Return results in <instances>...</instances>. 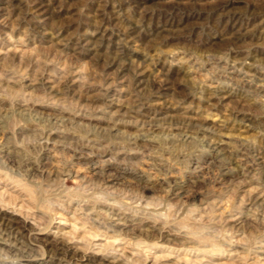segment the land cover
I'll return each instance as SVG.
<instances>
[{
	"label": "rangeland",
	"instance_id": "obj_1",
	"mask_svg": "<svg viewBox=\"0 0 264 264\" xmlns=\"http://www.w3.org/2000/svg\"><path fill=\"white\" fill-rule=\"evenodd\" d=\"M0 52V210L26 222L0 261L115 241L126 264H264V0H0ZM157 99L176 120L151 127Z\"/></svg>",
	"mask_w": 264,
	"mask_h": 264
},
{
	"label": "bare ground",
	"instance_id": "obj_2",
	"mask_svg": "<svg viewBox=\"0 0 264 264\" xmlns=\"http://www.w3.org/2000/svg\"><path fill=\"white\" fill-rule=\"evenodd\" d=\"M121 1H129V2L133 1V2H138L139 3V2H142L143 0H121ZM34 2H36V1H34ZM48 7H49L48 4L40 3L38 6L37 5L35 6L36 13L38 15H40V17H46V14L48 13V10H49ZM191 11L192 10H190V12ZM190 12H188V13H190ZM109 13H111V12H109ZM193 13L198 15V14H200V11H198L197 9L194 8L193 9ZM40 21H42V20H40ZM162 21L159 22V23L162 24ZM174 25L177 26L176 23H174V19H172V20L171 19H166L165 21H163L162 26L161 25H157V27H155V28L151 27L153 29V30L151 29V31H153V32L155 31L158 35H162L164 32H166L168 30L171 31V27H173ZM144 36H146V34ZM107 59H109V60H108V63H106V64L107 65H111V66L114 65L117 68L118 73H120V78H125L124 77L126 75L125 73L127 71H130V70L132 71L133 70L134 76L132 78L134 80H136L138 85H140V84L144 83L145 81H147V80L144 79V76L146 74H148V70H146V69L144 70L142 68V63H139V64H137V66L133 67V65L135 64V61H132L130 56H129V58H127L130 61L124 60V59H122L121 57H119L117 55L112 56V57L109 56V57H107ZM160 75H161V73H160ZM155 80H156V78H155ZM112 82H113V80H112ZM42 83H43V81H42ZM154 83H155V81H154ZM116 84L117 83H115V86H116ZM120 84H121V81H120ZM169 84H170L169 80H167V79L162 80L161 79L160 81L157 82V84H155L156 87H149V89H151V91H155L159 95L158 99H160L162 95L166 96L168 91L171 92V90L173 89L172 87H169L170 86ZM112 85H114V82L112 83ZM48 86H50V85H48ZM112 87H114V86H112ZM173 93H174V90H173ZM178 93L179 92L177 91L176 94H178ZM223 98L224 97L221 96V99H223ZM179 101H181V99H179ZM172 103H173L172 100L170 102L169 100L167 101V100H162L161 99L160 101L158 100L155 104H152L151 106H153L155 108L151 109V111L153 113L151 111H149L148 114L146 115L147 118H148V120L146 119V124L149 123V125L151 127H154L155 124L160 123L162 120H165V119H168V120H170L172 122L174 120H176V119L173 118V116H171L169 114L168 115L166 114L168 112V110L173 111V109H175L174 106L172 105ZM115 106L116 107L118 106L117 102H116V100L112 99L110 101L109 107L113 108ZM162 115H166V116L164 117ZM194 119H193V117L191 118V117H185V116H182V117L179 118L181 124L186 126V130L185 129L184 130H185L186 133H188L187 135L190 134L191 129H189V128L191 126H193V125L194 126H198V128L200 127L201 131H203V130H216V128H215L216 126H213L210 123H208L206 119L205 120L201 119V120H197V121H195ZM179 129H180V126H179ZM113 179H117V177L113 178ZM113 179H110L109 181H112ZM263 194H264L263 192H258V191L253 192L252 193V197H251L252 204H258V205L264 204V196H263ZM5 212H6V210H2V209L0 210V231H2L1 234H4L6 232L8 234L9 233H13V234L21 233L22 232L21 229L26 226V222H24L25 225L22 226L20 224V221L16 220L15 218L12 217V215H10L8 213L6 214ZM116 215H117V213H116ZM119 218H121V217H119ZM119 218H115L114 219L115 224L116 225H120L121 227L122 226L125 227L127 224L125 225L124 223H121L119 221L120 220ZM10 238H11V236H10ZM113 242L114 243H104V244H102V243H94L93 247L104 248V246L107 245V247L111 248L110 252L108 251L107 253H104V254H100L101 252H99V251L95 252V251H92V250H83L81 247H79L77 245L67 244L64 241H62V243L58 242V244L56 243V246H52V248L48 250V256L50 257L49 260L38 259L37 257H34L33 253H34L35 250H34V248L30 247L29 248V252L27 253V255H25V256L23 255V259L21 258V260H20L21 262L18 263V264H126V258L124 257V254L125 253H131V252L126 250V247H121V245L119 243H115V241H113ZM5 248H7V249H5ZM19 249H21V248L20 247L17 248L16 246L11 245L9 243H0V252H3L5 250L8 251V252H15V251H19ZM16 253L14 255H16ZM17 254L19 256V253H17ZM184 261H185L186 264H207V261L205 262L203 259L202 260L185 259ZM0 264H7V263H4V262L0 261Z\"/></svg>",
	"mask_w": 264,
	"mask_h": 264
}]
</instances>
